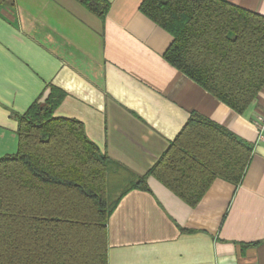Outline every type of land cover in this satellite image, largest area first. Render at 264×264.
I'll return each instance as SVG.
<instances>
[{
    "label": "crops",
    "instance_id": "crops-1",
    "mask_svg": "<svg viewBox=\"0 0 264 264\" xmlns=\"http://www.w3.org/2000/svg\"><path fill=\"white\" fill-rule=\"evenodd\" d=\"M104 18L76 0H0V158L17 150L16 115L51 88L57 118L76 120L113 169L144 176L192 113L252 145L237 186L216 179L191 209L165 186L119 199L107 225L108 264H264V88L240 115L163 58L171 37L143 0H104ZM264 16V0H223Z\"/></svg>",
    "mask_w": 264,
    "mask_h": 264
},
{
    "label": "trees",
    "instance_id": "trees-1",
    "mask_svg": "<svg viewBox=\"0 0 264 264\" xmlns=\"http://www.w3.org/2000/svg\"><path fill=\"white\" fill-rule=\"evenodd\" d=\"M104 18V0H76ZM139 11L171 37L163 58L234 113L264 88V16L223 0H143ZM51 88L17 119V151L0 158V264H108L107 225L132 190L153 178L195 207L216 179L243 180L253 147L192 113L149 171L134 180L113 169L76 120L54 112Z\"/></svg>",
    "mask_w": 264,
    "mask_h": 264
},
{
    "label": "built area",
    "instance_id": "built-area-1",
    "mask_svg": "<svg viewBox=\"0 0 264 264\" xmlns=\"http://www.w3.org/2000/svg\"><path fill=\"white\" fill-rule=\"evenodd\" d=\"M254 124L256 125L259 136L262 139L263 137H261V134H262V131L264 130V111L263 113H260L255 117Z\"/></svg>",
    "mask_w": 264,
    "mask_h": 264
}]
</instances>
